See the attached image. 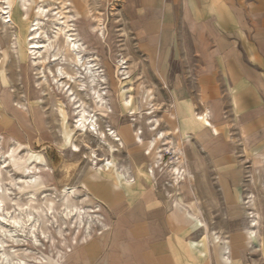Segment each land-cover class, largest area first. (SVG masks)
<instances>
[{"label": "rangeland", "instance_id": "obj_1", "mask_svg": "<svg viewBox=\"0 0 264 264\" xmlns=\"http://www.w3.org/2000/svg\"><path fill=\"white\" fill-rule=\"evenodd\" d=\"M127 3L128 0L0 3L7 10L3 14L0 9V264H6L5 259L14 263L20 259L29 264H70L72 255L87 242L95 240L106 246L115 227L106 192L118 181L128 183L121 168H127L135 180L158 184L165 193L180 196L179 182L187 179L182 138L171 123L173 109L163 81L155 76L131 35ZM39 8L45 11L43 15L37 12ZM2 15H10L13 22L5 27ZM66 34L75 35L85 47L84 56L104 76L103 90L114 115L107 114L105 107H96L87 88L78 97L97 116L98 131L112 128L126 138L121 151H113L112 142L102 143L98 134L73 127L77 113L72 114L68 96L60 89L63 79L56 81L58 72L74 76L81 69L73 61V54L65 50ZM119 60L123 61L125 74L117 70ZM70 83L73 90L79 83L89 85L87 77ZM133 129L141 130V144L134 140L138 136L132 134ZM161 133L163 137L158 138ZM152 140L153 147L147 149ZM73 144L78 151L71 150ZM175 168L183 171L182 179L172 174ZM148 169L153 170L152 175L147 174ZM66 186L76 189L77 199L86 197L83 203H77L69 196L82 211L70 218L62 216L65 197L61 191ZM51 200L56 209L53 223L42 220L33 209L38 206L46 210ZM27 215L31 221H27ZM259 215L258 218L262 214ZM10 216L25 222L24 231L18 223L9 221ZM29 223L35 224L32 233ZM263 223L258 220L256 226L262 227ZM6 228L14 229L12 238ZM262 242L258 237L253 246L252 256L258 264H264Z\"/></svg>", "mask_w": 264, "mask_h": 264}, {"label": "crops", "instance_id": "obj_2", "mask_svg": "<svg viewBox=\"0 0 264 264\" xmlns=\"http://www.w3.org/2000/svg\"><path fill=\"white\" fill-rule=\"evenodd\" d=\"M125 11L170 96L187 179L178 197L146 181L108 187L110 240L87 242L70 264H258L264 0H128Z\"/></svg>", "mask_w": 264, "mask_h": 264}, {"label": "bare ground", "instance_id": "obj_3", "mask_svg": "<svg viewBox=\"0 0 264 264\" xmlns=\"http://www.w3.org/2000/svg\"><path fill=\"white\" fill-rule=\"evenodd\" d=\"M1 2H3V0H0V3ZM5 8H6V6L0 5V9H1L3 14L7 13V10H5ZM37 12L40 13L41 15H43L45 11L42 8H39ZM12 22L13 21H12L10 15H6V16L2 15V23L5 25V27L8 26L9 24H11ZM37 24L38 23H35L34 28L36 27ZM98 29H100L101 33H103L101 27H99ZM65 44H66L65 50L67 52H71V54H73V61L75 62V64H77L78 66L81 67V69H83V71H82L80 68H78L77 71L74 72V76L68 75L66 73L58 72L57 78H56L57 79L56 81L63 79L62 82H64V83L61 82L62 85H60V87H61L60 89H61V91H64V93H66V95L68 96V101H69L70 106H71L72 114L77 113L78 118H76V123L73 127H75L78 131H81L83 133L84 132H92V133L98 134L100 136V138L103 139L102 143H106V141L112 142V143H114V148L112 150L115 152L121 151V149L124 148L125 144L127 143V142H125L126 138L123 137L116 129L109 128V129H106L105 132L98 131L97 124H96L97 116L94 113L92 114L91 111L88 110L86 101L84 99H81L82 97H78L79 94H83V91L86 90V88H87V90L89 92L88 94H89L90 98L95 102L96 107H98V108L105 107L107 114L110 113V114L114 115L113 108L109 104L108 99L105 96L106 91L103 90L104 89L103 84L105 82L104 76L102 75V73H100V71L95 66V64H93L91 62V59L87 56H84L83 51H84L85 47L83 46L82 43L79 42V40L75 37L74 34H71L70 36L67 35V38L65 39ZM46 57H47V55L43 56L41 62H44ZM54 59H56L55 55L53 57V60ZM116 67H117V70L121 74L126 73L124 70L125 66L123 65L122 60H119L117 62ZM80 72L82 74H80ZM77 77H80V79L77 80ZM86 77H87L88 82H89L88 86L85 85L84 83H79V87H77L75 90L72 89V87H71L72 83H70V82L81 81L82 78H86ZM125 77H127V75H125L123 78H125ZM87 90H86V92H87ZM115 108L117 111H119L118 110L119 109L118 104H115ZM120 110L123 111L121 108H120ZM34 118H35V116H34ZM133 120H134V118H133ZM156 123H157V121H156ZM132 134H135L138 136V137H135L134 140L137 139L136 142L141 144L142 143V140L140 138L141 130H139V129L134 130L133 129ZM161 137H163L162 133L158 136V138H161ZM153 143L154 142L152 140L150 142L149 148H147V149L152 148ZM71 150L74 152L78 151L79 147L76 144H73ZM93 158H95V156ZM94 163L96 164V161H94ZM120 170H121V173H123V176L126 178L127 182L130 183V182H133L135 180V179L131 178V176L128 175L127 168H121ZM152 173H153V170L148 169L147 174L152 175ZM172 174H175V178L177 180L182 179L184 176L183 171L181 172L179 168H175L173 170ZM75 190L76 189L73 187L66 186L61 191L65 197V200L62 202L63 203L62 216L64 218H70L75 213H81L82 212L80 210L79 206L77 205V203H78V201L83 203V201H85L86 197L77 199V197L75 196ZM69 196H72V198H75L77 200V203L70 201L68 199ZM46 207H47L46 210L44 208H41V210H39L40 208L38 206L34 207L33 209L35 212L40 213L42 220L46 218L48 222L53 223L55 221V214H56V209L54 206V200H51L47 204ZM9 221L11 223H15V224L18 223V225L20 226V230L24 231V228H25V226H23V224L25 223L24 221L22 223H19V219H17L16 217H12V216L9 217ZM27 221H31V217L28 215H27ZM29 225H30L29 228L31 230V233L34 232L35 224L29 223ZM6 231H7L8 235L11 236V238H12V236L14 235V229L6 228ZM15 231H16V229H15ZM41 233L44 234L43 229L41 230ZM0 247H2V245H0ZM4 263H6V264H29V263H27L23 260H20V259H18L15 263L10 262L9 260L5 259Z\"/></svg>", "mask_w": 264, "mask_h": 264}]
</instances>
